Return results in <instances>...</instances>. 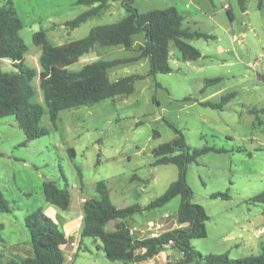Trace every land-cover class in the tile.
Listing matches in <instances>:
<instances>
[{
    "label": "rangeland",
    "instance_id": "obj_1",
    "mask_svg": "<svg viewBox=\"0 0 264 264\" xmlns=\"http://www.w3.org/2000/svg\"><path fill=\"white\" fill-rule=\"evenodd\" d=\"M14 1L23 22L20 35L28 46L26 61L31 65H39L42 54L33 39L35 32L44 29L52 44H64L87 36L95 26L120 21L128 13L121 0H110L99 15L70 30L65 22L90 6L77 4L78 0ZM5 4L6 0H0V7ZM132 5L140 13L176 6L185 15V26L215 38L189 39L202 52L191 61L172 42L173 71L136 80L130 95L64 109L56 124L46 113L42 125L49 133L39 138L28 140L14 115L0 118V191L12 208L11 212L0 210V222L6 224L0 231V253L6 260L18 256L6 249L1 238L9 245L29 241L28 214L53 206L60 216L77 219L85 199L98 196V181H106L112 201L121 206L147 205L161 196L179 177L176 164H154V149L177 136L172 125L181 130L191 148L224 149L206 152L187 167L192 200L203 205L210 217L203 233L192 240L195 249L203 255L228 252L234 259L262 252L257 242L264 237L257 240L254 231L264 203L251 198L264 191V0H247L246 11L239 0H133ZM144 43L145 33H140L131 50L98 45L70 69H81L101 58L137 56ZM0 67L15 69L4 60ZM149 70V60L142 58L109 73L115 80L147 75ZM216 77L221 80L206 86L207 79ZM232 92L235 96L222 109L203 104L220 103ZM46 180L69 184L73 200L68 210L46 201ZM214 192H228L230 198H212ZM181 201L179 195L135 216L138 221H153L168 213L171 217L161 219L164 226L157 228L156 221L150 222L147 232L171 229ZM249 215L256 216L254 222ZM107 229H113V223ZM170 247L168 259L175 253ZM68 258L65 264H137L109 259L102 241L94 237H85L78 253Z\"/></svg>",
    "mask_w": 264,
    "mask_h": 264
},
{
    "label": "trees",
    "instance_id": "obj_2",
    "mask_svg": "<svg viewBox=\"0 0 264 264\" xmlns=\"http://www.w3.org/2000/svg\"><path fill=\"white\" fill-rule=\"evenodd\" d=\"M109 1L78 0L77 4L88 5L91 8L65 22L66 27L73 30L99 15ZM121 1L128 12L123 19L95 26L81 39L54 45L49 41L46 30L35 32L33 39L42 47V54L39 65H31L26 61L28 46L20 35L23 22L15 1L6 0V4L0 7V61L12 60L15 69L5 70L0 67V118L14 115L28 140L39 138L49 133V129L42 125V118L46 113H49L51 121L56 124L60 112L64 109L94 104L106 98L130 95L135 90L136 80L148 75L173 71L170 49L172 42L180 50L182 57L191 61L199 59L202 52L189 43V39L215 38L211 34L185 26V15L176 6L140 13L132 5L133 0ZM239 4L246 11L247 0H239ZM228 11L232 17V11ZM140 33H145V43L140 47L137 56L101 58L85 64L81 69H70V66L98 45L133 49L134 37ZM142 58H147L150 62L147 75L131 74L115 80L111 79L109 71L112 68ZM220 80L221 78L217 77L207 79L206 86ZM233 96L235 92L224 95L220 103L207 101L203 104L222 109ZM172 126L177 136L154 149L157 157L154 164H176L179 167L178 179L173 181L161 196L147 205L135 203L122 208L112 201L106 181H98L96 183L98 196L86 199L83 205L82 238L100 239L109 259L125 263L153 258L172 241L171 247L181 251L178 257L170 258L164 264H264V249L260 254L237 259L231 258L228 252L203 255L195 249L192 240L203 233L205 222L210 217L203 205L192 200L194 193L187 182V167L190 162L197 161L206 152L224 151V149L214 146L191 148L181 130ZM72 151L75 154V151ZM43 190L47 202L63 210L70 208L73 197L69 184L61 186L56 181L46 180L43 183ZM179 195L182 201L177 221L184 225L182 227L144 239L137 238L125 222L119 223L113 231L106 229V225L111 220L127 219L146 210L162 207ZM211 197L229 199L230 194L214 192ZM251 201L264 203V191L254 195ZM0 210L12 211L9 201L1 191ZM26 226L30 233L32 254L0 264H65L63 246L69 242V238L43 207L27 215ZM131 246L145 251L136 255L120 251L127 250Z\"/></svg>",
    "mask_w": 264,
    "mask_h": 264
},
{
    "label": "crops",
    "instance_id": "obj_3",
    "mask_svg": "<svg viewBox=\"0 0 264 264\" xmlns=\"http://www.w3.org/2000/svg\"><path fill=\"white\" fill-rule=\"evenodd\" d=\"M58 45H62V44H58ZM3 60L4 61H10L11 63H13V61L12 60H9V59H3ZM110 195H111V193H110ZM115 205H117V204H115ZM117 206L118 207H121V208L122 207H126V206H121V205H117ZM250 211H252V210L250 209ZM45 212L50 217H52L59 225L60 224L62 225V229L65 231L66 236L69 238V242L63 246V250H64L65 257H66V261H67V259H69L68 256L70 254H72V253H78L79 249L82 246V243L84 242V238H82V236H81V228H79L77 226L78 217L81 216V215H83V213L79 214V216L77 217V219H74L73 220L69 216H62V215L60 216L59 213H58V210L56 208H54L53 206H47ZM138 214H142V213H138ZM135 215H137V214H135ZM135 215H132V216H130L127 219H114V220H111L106 225V229H107V226L110 223H113V229H107L108 231H113V230H115L117 228V226H118L119 223L125 222L131 228L132 233L137 238L144 239L146 237L152 236V234H151L152 232H150V233L147 232L148 229H151V227H148V224L150 222L156 221L157 228H160V227L164 226V221H161V219L164 220V219H166L168 217H171L168 213H166V215H164L163 217L156 218L153 221L152 220H149L148 217H147L148 219L145 218L143 221H138V219L136 218ZM249 217H250L251 222H254V219H255L256 216H250L249 215ZM257 218L260 221V223H259L260 225L257 227V230L259 228H264V210H263V212H261L260 214L257 215ZM159 222H162V224L159 223ZM182 226H184V225H181V224L178 223V221H176L174 223V227H172L171 229H174V228H177V227H182ZM5 227H6V224L3 223V222H0V231H2ZM171 229H165V230H162V231H160V232H158L156 234L157 235H160L162 232L167 231V230H171ZM257 230L254 231V234H255V237L257 238V240H259L261 237H264V233L262 235H259L257 233ZM1 239H2L3 243H5L7 245V248L6 249H9L12 252L11 254L17 255L18 258H20V257L21 258H25V257H27V256H29V255L32 254V244H31L30 239H29V241L24 242V243L21 242V241H17V242L12 243L11 245L8 244L9 242L6 239H4V238H1ZM73 242H75L77 245L76 246H72V243ZM252 243L254 245H256L254 242H252ZM260 246L262 247V251H263V249H264V241L257 242V247H260ZM169 247L163 248L160 251V253L157 254L153 258H149V259L142 260V261H132V262H135L137 264H143V263H145V264L146 263L147 264H164L168 260L167 254L170 252L169 251L170 249H168ZM170 248H171V250H174V248H172V247H170ZM120 251L121 252H130L133 255H136L138 253L144 252L145 249H138L135 246H131L127 250L126 249H122ZM66 252H68V254ZM18 258H11V259H18ZM11 259L6 260L5 254L0 253V262H7V261H9Z\"/></svg>",
    "mask_w": 264,
    "mask_h": 264
},
{
    "label": "built area",
    "instance_id": "obj_4",
    "mask_svg": "<svg viewBox=\"0 0 264 264\" xmlns=\"http://www.w3.org/2000/svg\"><path fill=\"white\" fill-rule=\"evenodd\" d=\"M77 226H78L79 228H82V226H83V215H81V216L78 217ZM257 233H258L259 235H262V234L264 233V228H259V229L257 230ZM151 234H152V236H157L156 232H153V233H151ZM171 244H172V241L169 243V245H171ZM76 245H77V244H76L75 242L72 243V246H76ZM179 253H180L179 250H175L174 257H178Z\"/></svg>",
    "mask_w": 264,
    "mask_h": 264
},
{
    "label": "water",
    "instance_id": "obj_5",
    "mask_svg": "<svg viewBox=\"0 0 264 264\" xmlns=\"http://www.w3.org/2000/svg\"><path fill=\"white\" fill-rule=\"evenodd\" d=\"M179 250V249H178ZM179 251H181V250H179Z\"/></svg>",
    "mask_w": 264,
    "mask_h": 264
}]
</instances>
